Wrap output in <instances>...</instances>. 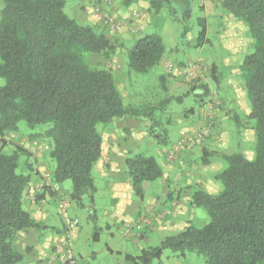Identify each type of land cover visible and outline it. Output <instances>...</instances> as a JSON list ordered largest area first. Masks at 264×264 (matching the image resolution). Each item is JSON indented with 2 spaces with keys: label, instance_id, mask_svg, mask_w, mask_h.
<instances>
[{
  "label": "trees",
  "instance_id": "1",
  "mask_svg": "<svg viewBox=\"0 0 264 264\" xmlns=\"http://www.w3.org/2000/svg\"><path fill=\"white\" fill-rule=\"evenodd\" d=\"M118 1L128 7L139 0ZM146 1L155 14L163 7L173 9L174 0ZM180 2L184 17H190V0ZM65 4V0H0V77L4 79L0 85V264L22 262L24 255L15 246L17 234L44 227L24 207L31 174L18 171L20 152L4 150L5 135L16 132L21 121L32 130L31 138L48 140L54 182L70 180V199L84 206L87 197L90 208L97 193L93 168L102 154L99 123L140 118L148 122V133L158 143L168 141L167 130H155L162 125L156 114L160 105L126 104L112 68L88 62L91 55L111 58L123 43L70 17ZM220 5L248 25L253 40L254 50L244 56L240 71L251 107L248 118L254 121L255 155L222 154L227 165L215 175L222 189L210 193L197 188L191 198L193 207L207 211L209 222L190 223L138 255L125 254L134 264H152L166 249L183 257L201 254L207 264H264V0H220ZM198 23L196 46H202L209 42L205 18ZM165 52L159 33L146 34L128 50L127 66L146 73L162 62ZM217 73L213 66L216 84ZM202 87L209 91L208 85ZM125 163L133 193L142 201L144 182L161 178L163 168L155 156L143 152L128 156ZM90 218L96 219L93 209ZM99 236L95 226L94 238Z\"/></svg>",
  "mask_w": 264,
  "mask_h": 264
},
{
  "label": "rangeland",
  "instance_id": "2",
  "mask_svg": "<svg viewBox=\"0 0 264 264\" xmlns=\"http://www.w3.org/2000/svg\"><path fill=\"white\" fill-rule=\"evenodd\" d=\"M65 1V12L70 17L81 23L90 24L87 19L84 20L81 16L82 11L87 12L88 10L87 13L89 15L95 16V24L91 23L90 25L94 27L96 32L106 33L118 42L123 43V47L117 49V52L111 58L107 59L101 55H91L88 62L98 67H110L112 69L115 67L118 68L119 71L122 69V75L118 76V89L121 91L123 100L126 104L139 106L144 104L160 105L156 114H158V118L162 125L160 128H155L156 132L165 133V129L169 131V129L172 128L173 125L170 126L167 119L169 115L172 116V119L178 116V110H175V107H179L180 109L194 107L199 111V105H202L201 112L197 114V119L200 122L198 123L193 120L194 117H190V121L187 122L188 134L190 133L189 136L192 138H188V141H201L199 140L200 138L194 137L192 131H199L209 123L212 124V130L215 129L218 112L224 113L225 109L223 94L227 92L223 90V85L225 87L226 82L233 83L237 90V94L242 93L241 91H243L245 87L244 79L241 76L240 62L246 54L254 50L253 40L252 47L248 50H243L235 56H226L224 50L226 49L225 45L227 43L223 38V29L219 25H211L208 32L211 42L209 41L202 46H196L198 33L201 28L198 19L205 18L202 9L203 6L199 0H190L191 15L187 18L183 15L182 3L180 0L173 1V9L171 10L170 7H163L155 14L149 5L148 11H142L141 13L137 12V14L131 13L129 16L125 14L122 16V14L119 13V8L125 10V6H122L118 0ZM94 2L96 3L94 4ZM146 12H148V15L144 16ZM185 29H187V31H185L186 35L183 37L182 32ZM150 33H159L166 45V52L162 62L146 73H138L130 70L127 66L128 50L139 37ZM225 62L233 63V68L238 69H235V71L224 69L223 65ZM213 64H216L219 68L217 75L222 81L220 85L216 84L213 80ZM165 70L167 71L165 72ZM166 73L168 75H174V80L169 79ZM162 75H165L166 81L165 79L161 80ZM172 81L175 82V89L170 88ZM2 84H4V79L0 77V85ZM203 84L208 85V92L204 91L202 87ZM187 92H193L194 94L190 93L187 98ZM171 96H183L184 98L186 97V99L183 103L172 100L165 101V99ZM229 113L231 116V111ZM145 121L146 120L140 118L127 117L124 119H116L108 124L99 123L98 129L106 139L105 142L109 143L110 139L115 134L129 135L133 133V130H131L132 127L130 128L131 132H128L125 127L137 124L136 128L134 127V131L138 132L140 129H143L147 134L141 141L136 137H132L127 143L132 144L137 140L143 145L147 139H149L157 146L160 143H158L157 139L149 135L147 130L148 122L145 126ZM30 133H32V130L24 121H21L16 132L7 133L5 135L6 145L4 150L8 153L18 150L20 152L18 171L33 175V172L29 169V165L30 163L35 165L34 158L31 155L36 150V147L34 148L36 143L34 142L35 140L30 138ZM167 138L169 139L167 145L170 146L171 142L175 139L170 135ZM207 138L208 137H205V139ZM39 142L41 150H47V140H39ZM248 146L250 149L252 148L255 155L256 142L254 145L250 144ZM19 147H21L22 150L19 149ZM172 151L174 150L172 149L171 152H168L167 156L169 159L174 160L176 158V153ZM142 152L147 155H156L153 149ZM137 153H140V151L131 152L126 158ZM220 159L227 165L223 158ZM93 176L96 185L101 188V190L100 194L97 191L95 195L97 203L95 202L91 208L87 197L83 199L84 206L78 205L76 201L71 199L68 202L66 198V202L69 204L67 209L68 217L79 219V224L76 228L79 229V233L70 235L72 238L75 264H134L125 259V254L131 253L133 255H138L143 248L158 245L164 237L172 234L169 231L162 230V238L159 236V232H153L151 234V231H149L150 240L142 239L144 237L143 234L135 240L120 234L112 223L110 227H107L108 220L105 218L103 211L108 203L105 199L100 201V198H102V195L106 194L107 190H102V187L104 188L103 177L96 173L95 170ZM65 186L66 188L70 187V190H72V183L70 180L65 181ZM144 191L147 192V194L149 192H160L159 184H153L151 189L147 188V190ZM133 197H136L134 193ZM63 201V205H65V199ZM96 204L98 206H96ZM100 204L101 207H99ZM92 209L96 219L90 218ZM197 209H199L202 215H198V219L195 223L198 226H202L209 222L210 217L203 207ZM126 222H129V220H123V223ZM95 226L99 227L100 230L99 239L94 238ZM23 261L18 264H22ZM152 264L207 263L204 256L201 254L193 252L183 257L171 249H166L162 256L155 259Z\"/></svg>",
  "mask_w": 264,
  "mask_h": 264
},
{
  "label": "crops",
  "instance_id": "3",
  "mask_svg": "<svg viewBox=\"0 0 264 264\" xmlns=\"http://www.w3.org/2000/svg\"><path fill=\"white\" fill-rule=\"evenodd\" d=\"M199 1L203 6L207 35L211 25H219L223 29V38L227 43L224 50L226 56H235L239 52L252 47L248 25L232 14L225 13L220 5V0ZM148 9L149 3L145 0H139L131 6L125 7V10L119 8V13L122 16L123 14L129 16L131 13L137 14V12L141 13L142 11H148ZM87 12L82 11V19H87L90 24H95V16H91ZM147 13H144V16L148 15ZM207 37L209 38V36ZM209 41L211 42L210 38ZM213 66H216L218 71V66L216 64H213ZM223 66L228 71L238 69L233 68L234 65L231 62H225ZM112 70L117 73L114 74L119 88L118 76L122 75V69L119 71L118 68L114 67ZM166 76L174 80V75L166 73ZM164 79L166 81L165 75ZM221 83L222 81L219 79L218 85ZM170 88H176L174 81L171 82ZM223 90L227 92L223 94L225 101L224 113L218 112L213 134L205 140L188 141L191 136H189L190 133L188 134L187 122L190 121V117H194L193 120L200 122L197 119V114L201 112L202 105H199V111L194 107H185V109L175 107V110H178V116L172 119V116L169 115L167 119L169 125H173L167 131V137L170 135L175 139L170 146L167 144V146L161 144L155 146L149 139L143 145L137 140L132 144L127 143L132 137H136L141 141L147 134L143 129L135 132L134 127L136 128L137 124L125 127L128 132L133 130V133L129 135L115 134L109 143L105 142L106 139L102 135V154L95 163L93 172L95 170L103 177L104 188L102 187V190H107L106 194H101L102 198H100V201L105 199L108 203L103 211L105 218L108 220L107 227H110L112 223L118 232L127 238L137 240L143 234L142 239L150 240L149 231H151V234L159 232V236L163 238L162 230L174 234L190 223L197 225L195 222L198 215H202V213L191 205V198L197 188L210 193H217L222 189L220 182L215 179L216 173L226 166L220 159L222 154L242 152L249 158L254 156V151L248 146L250 144L254 145L256 134L253 129L254 121L248 118L251 107L246 89L244 87L242 93L237 94L235 85L226 82L225 87L223 85ZM190 93L193 92L186 93L187 98ZM185 99L186 97L183 96H171L165 101L172 100L183 103ZM146 123L147 121H145V126ZM31 139L35 140L36 143L34 146L36 150L31 155L34 158L35 165L31 163L29 165L33 175L31 174L30 184L25 191L24 207L44 227L19 232L15 238V246L24 255L22 264H47L60 256L67 233L69 232L70 235L77 234L79 229H76L77 225L68 230L66 217H68L67 209L71 190L70 187L66 188L65 182L55 183L53 180L54 162L49 155L50 144L48 140L47 150H41L39 140L45 141V139ZM149 149H153L156 154L155 156L163 168V176L154 181L144 182V190L151 189L153 184H159L160 192H149L148 194L145 192L144 199L141 201L133 197V187L126 171L125 160L131 152L138 150L142 152ZM172 149L174 150L172 152L176 153L174 160L169 159L167 156ZM100 190L101 188L97 186L99 194ZM66 198L68 202H66ZM64 199L65 205H63ZM96 206L98 205L96 204ZM99 207H101V204ZM167 210L171 213L165 216L163 213ZM139 215L144 217L142 227L139 230L136 228L130 231L126 230L123 226V220L134 222Z\"/></svg>",
  "mask_w": 264,
  "mask_h": 264
},
{
  "label": "built area",
  "instance_id": "4",
  "mask_svg": "<svg viewBox=\"0 0 264 264\" xmlns=\"http://www.w3.org/2000/svg\"><path fill=\"white\" fill-rule=\"evenodd\" d=\"M214 130H212V124L209 123L208 125H205L203 128H201L199 131H192L194 137L200 138V140H204L205 137H209ZM171 211H165L163 214L165 216L169 215ZM138 219L134 222H126L124 223V228L128 231L131 229H137L139 230L142 227V223L144 222V217L143 215H139L137 217ZM66 224L68 227V230H71L75 226L79 224V219L78 218H69L66 217ZM47 264H75L74 261V252H73V247H72V238L70 236V233L68 232L66 237H65V244H63V247L61 249L60 256L58 259L54 261H50Z\"/></svg>",
  "mask_w": 264,
  "mask_h": 264
}]
</instances>
